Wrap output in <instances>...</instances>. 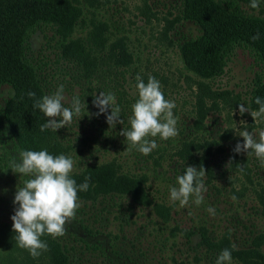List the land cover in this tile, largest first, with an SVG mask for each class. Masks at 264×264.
Segmentation results:
<instances>
[{
	"label": "rangeland",
	"instance_id": "374dc122",
	"mask_svg": "<svg viewBox=\"0 0 264 264\" xmlns=\"http://www.w3.org/2000/svg\"><path fill=\"white\" fill-rule=\"evenodd\" d=\"M234 1L238 12L264 16V0L256 9L250 7V0ZM71 2L80 14L66 38L57 25L39 23L24 44V58L34 67L45 95L54 94L62 84L66 107L73 97L81 101L80 116L51 130L62 145L61 154L76 162L72 176L108 167L115 179L143 180L148 204L138 203L131 191L105 193L91 177L89 189L78 193L81 206L76 216L65 225V234L55 238L60 253L54 254L55 246L50 244L48 251L34 259L19 248L11 216L18 207L13 203L16 187L26 177L7 169L12 157L19 158L20 150L3 117L9 108L20 136L32 150V134L42 125V113L27 96L29 91L35 92L29 83L19 90L9 82L2 83L0 264H215L225 248L231 251L232 264H264V167L254 153L233 151L238 142L243 143L241 131L256 134L264 129V118L239 112V105L258 110L252 104V92L264 80V67L251 52L236 45L223 73L214 80H201L219 92L221 97L215 99L180 57V45L202 34L194 21L185 18L184 0ZM226 23L233 31L245 26L233 20ZM73 42L84 55H77ZM137 75L145 82L149 75L155 77L165 98L176 104L177 135L168 140L149 137L157 147L148 155L128 150L120 135L123 128H130L131 105L138 98L134 89ZM100 92L115 94L122 123H107L110 108L97 115L93 99ZM200 99L206 108L218 104V109H208L201 116ZM51 139L49 134L35 139V151L47 149L49 154L59 155L51 148L55 141ZM188 166H203L206 171L199 205L194 198L186 205L170 200L169 190L177 186L175 177ZM100 175L109 178L111 172ZM119 184L120 180L114 188ZM209 207L214 215L207 211ZM41 239L49 244L47 240L53 238L45 235Z\"/></svg>",
	"mask_w": 264,
	"mask_h": 264
},
{
	"label": "clouds",
	"instance_id": "9594fccd",
	"mask_svg": "<svg viewBox=\"0 0 264 264\" xmlns=\"http://www.w3.org/2000/svg\"><path fill=\"white\" fill-rule=\"evenodd\" d=\"M260 2L261 0H250V7L256 9ZM251 39L259 40V32ZM135 80L134 89L138 98L131 105L130 128H123L120 135L125 137L128 150L135 149L143 155H148L157 147L155 140L149 137L159 136L168 140L177 135V119L173 113L176 104L173 100L165 98L162 85L155 77L149 75L145 82L137 75ZM27 96L33 100V108L39 109L48 118L47 122L41 125V132L49 128L56 131L69 125L74 116L81 115L82 105L79 97H73L70 106H65L66 97L62 84L54 94L38 98L35 92L29 91ZM255 103L259 106L257 111H249L244 105H239L240 114L250 112L253 119L264 118V99L256 97ZM93 105L99 109L97 115L111 109V114L106 116L110 126L117 122L122 123L120 107L116 105L114 93L100 92L99 96H94ZM239 136L243 138V143L238 142L233 151L254 153L264 167V129L256 134L243 130ZM18 157H12L7 168L26 177L22 185H17L14 194L13 203L18 207L11 216L12 231L15 233L16 245L27 250L35 259L48 251V244L41 239L42 236L57 238L65 234V225L76 216L81 206L78 193L89 189L91 178L86 176L83 183L78 185L72 178L76 162L65 154L52 155L47 149L21 150ZM205 173L203 166L199 169L193 166L184 168L183 173L175 177L177 186L169 190L170 200L186 205L190 198H194L197 205L201 204L202 193L205 191L202 178ZM207 211L215 214L211 207ZM215 264H232L231 251L223 249Z\"/></svg>",
	"mask_w": 264,
	"mask_h": 264
},
{
	"label": "trees",
	"instance_id": "16d2710c",
	"mask_svg": "<svg viewBox=\"0 0 264 264\" xmlns=\"http://www.w3.org/2000/svg\"><path fill=\"white\" fill-rule=\"evenodd\" d=\"M237 5L234 0H184L183 14L185 18L194 21L202 29V34L180 45V57L185 68L200 79L199 85H202L204 90L215 99H218L217 96L221 97L219 92L215 93L206 86L207 83L202 84L201 80H214L221 75L226 66L227 56L236 45L251 52L255 61L264 67V16L238 12L236 10ZM197 6L201 7L199 11ZM211 9L221 15H214L210 11ZM79 14L78 8L71 0H0V85L9 82L15 90H19L29 83L39 97L44 96V90L36 76L34 67L24 58L25 39L39 23L57 25L59 33L66 38L69 32L73 30ZM229 20L237 23L243 22L245 26L240 31H233L234 28L231 29L232 26L229 27V24L226 23ZM226 26L229 28L225 30ZM257 32L260 34V39L254 41L251 38ZM71 45H73L74 51H78L77 55H84L79 45L74 42ZM256 97L264 99V80L258 82L252 92V104L255 109H258L259 106H256L255 103ZM213 108L218 109V104L206 108L204 100L200 99L198 102L201 116H204L208 109ZM41 116V124L46 123L48 118L43 113ZM3 118L10 129L17 148L20 151L30 149L29 144L24 142L20 136L16 123L10 116L9 108ZM46 134L55 140L52 141L51 148L57 152L56 154L64 153L62 145L56 140L55 133L52 132L51 128L41 132L39 127V130L34 131L31 149L36 150L34 140H39ZM108 172H111L109 178L100 175ZM86 176L92 177L93 182L101 185L106 190L105 193L131 191L138 203L148 204L145 201L147 195L143 180L131 177L115 179L114 172L108 167L95 169L88 174L73 175L72 178L79 185ZM118 180H120V187L114 188V184H118ZM47 237L50 236L47 235ZM47 242L49 243L48 247L50 244L55 246H53L55 248L54 254L61 252L60 242L55 238L48 239Z\"/></svg>",
	"mask_w": 264,
	"mask_h": 264
}]
</instances>
